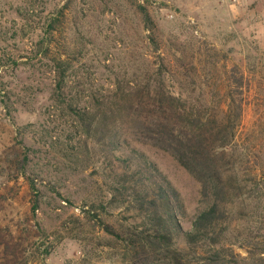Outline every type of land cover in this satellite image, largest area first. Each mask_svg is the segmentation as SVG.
Returning a JSON list of instances; mask_svg holds the SVG:
<instances>
[{"label": "rangeland", "instance_id": "1", "mask_svg": "<svg viewBox=\"0 0 264 264\" xmlns=\"http://www.w3.org/2000/svg\"><path fill=\"white\" fill-rule=\"evenodd\" d=\"M137 4L176 66L165 80L169 91L209 92L197 86L191 59L206 61L203 81L209 84L211 62L221 74L223 65L242 74V117L222 161L230 178L210 235L219 239L220 264H261L264 0H0V234L18 245L22 264H121L122 244L81 214L93 205L96 219L117 229L141 221L118 186L127 171L116 157L129 171L164 177L178 196L174 215L182 232L209 203L199 182L168 153L128 135L130 145L98 151L67 109L109 97L116 83L137 88L155 71L159 59ZM53 58L68 65L59 90ZM32 196L39 206L30 214ZM207 244L187 245L180 232L172 237L187 264H206Z\"/></svg>", "mask_w": 264, "mask_h": 264}, {"label": "trees", "instance_id": "2", "mask_svg": "<svg viewBox=\"0 0 264 264\" xmlns=\"http://www.w3.org/2000/svg\"><path fill=\"white\" fill-rule=\"evenodd\" d=\"M136 8L146 40L152 51L157 52L159 64L155 71L151 70L137 88L127 86L125 90L116 83L109 97L103 100L93 98L91 104L78 109L67 105V109L79 123L82 137H92L98 151L113 153L130 145L125 137L128 135L132 141L168 153L199 182L201 195L208 198L209 203L194 217L191 229L182 232L174 215V207L179 205L178 196L164 177L156 172L153 175L129 171L125 162L116 157L127 171L120 182L130 183L127 187L122 183L118 186L130 197L131 208L141 221L117 229L96 219L93 205L82 209L81 214L84 219H93L105 234L122 244L121 264H187L181 253L172 248L174 232L182 233L190 246L208 243L210 254L206 264H220L223 259L219 249H215L219 239L210 232L221 217L219 210L227 193L225 182L230 174L222 168V161L227 157L242 117V74L234 67L225 70L224 65L221 74L211 62L209 84L203 81L206 61L191 59L188 64L197 70V86H205L209 92L169 91L165 80L171 77L176 66L164 57L157 27L144 6L137 4ZM50 30H46L45 35ZM53 62L56 71L54 87L59 90L68 65L59 58H53ZM208 105H211V113ZM131 151L136 153L134 148ZM29 203V212L33 214L38 209L39 197L32 196ZM17 248L18 245L11 244L9 235L0 234V264L26 263ZM259 260L264 264V256Z\"/></svg>", "mask_w": 264, "mask_h": 264}]
</instances>
